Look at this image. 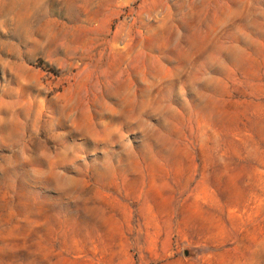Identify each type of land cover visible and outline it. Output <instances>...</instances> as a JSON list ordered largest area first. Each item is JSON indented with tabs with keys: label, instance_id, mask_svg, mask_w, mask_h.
I'll list each match as a JSON object with an SVG mask.
<instances>
[{
	"label": "rangeland",
	"instance_id": "obj_1",
	"mask_svg": "<svg viewBox=\"0 0 264 264\" xmlns=\"http://www.w3.org/2000/svg\"><path fill=\"white\" fill-rule=\"evenodd\" d=\"M0 264H264V0H0Z\"/></svg>",
	"mask_w": 264,
	"mask_h": 264
}]
</instances>
